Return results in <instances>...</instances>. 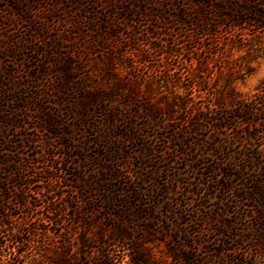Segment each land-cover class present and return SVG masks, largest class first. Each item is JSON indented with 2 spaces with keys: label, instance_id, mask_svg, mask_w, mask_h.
I'll list each match as a JSON object with an SVG mask.
<instances>
[{
  "label": "rangeland",
  "instance_id": "obj_1",
  "mask_svg": "<svg viewBox=\"0 0 264 264\" xmlns=\"http://www.w3.org/2000/svg\"><path fill=\"white\" fill-rule=\"evenodd\" d=\"M95 1L0 0V264H264V0Z\"/></svg>",
  "mask_w": 264,
  "mask_h": 264
},
{
  "label": "trees",
  "instance_id": "obj_2",
  "mask_svg": "<svg viewBox=\"0 0 264 264\" xmlns=\"http://www.w3.org/2000/svg\"><path fill=\"white\" fill-rule=\"evenodd\" d=\"M32 1V0H29ZM60 4H72L75 6H80L86 4L88 1H93L95 4H98L95 0H58ZM114 1V2H113ZM153 1V2H152ZM170 0H107L106 5L110 9H115L117 10L116 13H119V10L125 13H130L129 7L127 6V3H138L142 2L140 5H132V7L136 6L138 9V13L142 18H149V17H157L160 20L163 19L162 17L165 16V12L163 10H156V11H151L148 8L149 4H162L165 2H169ZM183 4L179 10V12L175 15L177 18V21L180 26L183 25H191L193 27L192 32L195 33L196 35H214V31L211 30V28L208 27L210 25V9H216V10H234V8H237V10L242 9L243 7L237 3L235 0H216L219 2V4L214 5L212 4L214 0H182ZM133 9V8H132ZM244 9V8H243ZM134 11V9L132 10ZM137 13V14H138ZM166 25L168 23V19L164 18ZM125 23H128L129 21L127 19H124ZM179 29V28H178ZM177 29V30H178ZM102 33L104 34L100 35V39L105 37H116L120 32H118L115 29L111 30H101ZM149 34H153V32L149 31ZM58 71L62 74L63 78L62 80L64 81L65 84L69 82V80H72V75H73V68H72V63L70 61L64 62L61 66H59ZM97 96H91L89 98H92L91 100L96 101L98 99ZM237 109H240L243 112L248 113L249 112V106H245L243 104H237L236 105ZM243 121H247L246 116H241L240 117Z\"/></svg>",
  "mask_w": 264,
  "mask_h": 264
}]
</instances>
